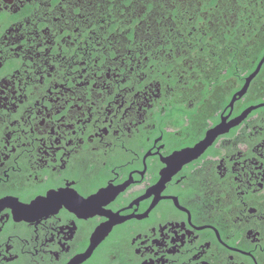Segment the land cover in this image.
Masks as SVG:
<instances>
[{
	"label": "flooded vegetation",
	"instance_id": "1",
	"mask_svg": "<svg viewBox=\"0 0 264 264\" xmlns=\"http://www.w3.org/2000/svg\"><path fill=\"white\" fill-rule=\"evenodd\" d=\"M177 1L0 0V264H264V0Z\"/></svg>",
	"mask_w": 264,
	"mask_h": 264
},
{
	"label": "water",
	"instance_id": "2",
	"mask_svg": "<svg viewBox=\"0 0 264 264\" xmlns=\"http://www.w3.org/2000/svg\"><path fill=\"white\" fill-rule=\"evenodd\" d=\"M263 59H264V56H263V58L261 59V61L258 63L257 68H256V71H257V69L259 68L260 64L262 63ZM256 71H254V73H252V74L248 77V79H247L246 81H248V80L251 78V76H253V75L255 74ZM246 83H247V82H246ZM246 83H245V85H246ZM245 85H244L243 88L238 92V95H240V94L244 91V89H245ZM214 136H215V133H213V132H211V133H207L204 139H202V140H201L198 144H196L193 148H190L189 150H186V151L184 152V155L188 154V155H190V156H195V155L199 154V153H200V152H201L206 146H208V144L211 142V140L213 139ZM182 153H183V152H182Z\"/></svg>",
	"mask_w": 264,
	"mask_h": 264
},
{
	"label": "trees",
	"instance_id": "3",
	"mask_svg": "<svg viewBox=\"0 0 264 264\" xmlns=\"http://www.w3.org/2000/svg\"><path fill=\"white\" fill-rule=\"evenodd\" d=\"M170 3L172 4V6L174 7H178V1L177 0H174L173 2L170 0ZM174 18V17H173ZM175 19V18H174ZM260 33H263L264 31H259ZM228 41V40H227ZM255 47V46H254ZM252 56H255L253 54H251Z\"/></svg>",
	"mask_w": 264,
	"mask_h": 264
}]
</instances>
